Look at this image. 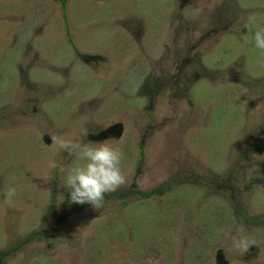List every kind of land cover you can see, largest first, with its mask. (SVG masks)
I'll return each instance as SVG.
<instances>
[{"label": "rangeland", "instance_id": "rangeland-1", "mask_svg": "<svg viewBox=\"0 0 264 264\" xmlns=\"http://www.w3.org/2000/svg\"><path fill=\"white\" fill-rule=\"evenodd\" d=\"M0 264H264V0H0Z\"/></svg>", "mask_w": 264, "mask_h": 264}, {"label": "trees", "instance_id": "trees-1", "mask_svg": "<svg viewBox=\"0 0 264 264\" xmlns=\"http://www.w3.org/2000/svg\"><path fill=\"white\" fill-rule=\"evenodd\" d=\"M56 2H60L64 7L67 5V3H68V0H55ZM150 195V194H149ZM234 195V194H233ZM230 201H232V198L230 197ZM92 202V201H91ZM88 203H90V201H88ZM232 206H233V204H232ZM72 211H68V213H71ZM241 213V212H240ZM16 249L17 248H14V249H9V250H7L6 251V254L5 255H3V256H5V257H7V256H10L13 252H15L16 251Z\"/></svg>", "mask_w": 264, "mask_h": 264}, {"label": "water", "instance_id": "water-1", "mask_svg": "<svg viewBox=\"0 0 264 264\" xmlns=\"http://www.w3.org/2000/svg\"><path fill=\"white\" fill-rule=\"evenodd\" d=\"M113 130L109 129V131H107V133H109V135L114 134V131L119 130L120 132L122 131V127H113Z\"/></svg>", "mask_w": 264, "mask_h": 264}]
</instances>
